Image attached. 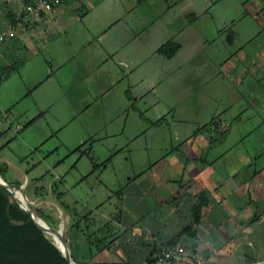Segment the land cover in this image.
<instances>
[{"label": "crops", "instance_id": "obj_1", "mask_svg": "<svg viewBox=\"0 0 264 264\" xmlns=\"http://www.w3.org/2000/svg\"><path fill=\"white\" fill-rule=\"evenodd\" d=\"M31 1L0 0V35L3 36L0 74L4 70L10 72L0 81V169L4 172L0 173L8 182L16 180L9 169H21L22 163L29 161L27 155L33 153L38 154L36 164L48 161L52 168L66 162L74 165L94 147L107 154L103 159L97 157V161L108 160V154L123 145L121 140L131 113L147 121L148 129L173 119L174 116L169 115L173 111L180 115L191 110L193 114H202L205 106L210 107L211 116L192 130L191 136L184 134L176 140L171 138L172 131H168L170 139L165 141V146L178 152L184 143V152L179 150L183 156L193 149L194 142L188 143L190 138L201 136L215 126L201 128L203 125L213 118L218 124L226 122L227 113L231 116L224 125L226 131L231 130L236 121H241L242 115L244 121L256 120L252 127L254 135L261 131L264 122V0H59L51 10L38 16L26 11ZM169 41L178 43L179 47L167 57L158 49ZM136 135L132 131L129 138ZM209 135L201 144L204 149L213 148L214 143L219 144L223 139L220 134ZM168 136H163V140ZM87 144L89 150L83 149ZM219 159L215 156L213 163ZM168 163L163 167L157 160L149 163L145 174L136 176L129 184L138 182L146 186L149 195L159 203L162 201L161 204L168 196L170 200H179L182 215L188 221L175 222L173 217L180 214L166 208L161 216L152 205L147 210L153 218L149 225L144 230V224L138 225L136 218L132 219L119 237L120 241L108 252L110 261H119L122 239V243L131 239L136 242L139 234L148 231L152 243L157 241L155 234L164 233L163 228L156 230L160 223L163 227L175 226L172 229L176 230L175 234L190 224L197 191L214 190L221 182L220 176L224 181L229 179L230 185H250L239 192L236 190L237 203L232 201L228 207L221 203L220 197L225 194L220 199L217 197L216 203L209 197L210 210L194 225L198 233L203 229L206 231L201 233L210 235L205 241L199 234L198 264H214L215 250L219 247L215 244L218 233H228L230 229L232 234H240L246 227L264 223V204L261 211L250 210L252 198L250 194L247 196V192H257L254 187L264 185V165L252 170L247 162L241 163L235 168L246 171L231 174L225 173V166L220 165L224 170L222 175L194 171L191 184L183 189V182L177 181L176 185L175 176L185 173L186 162L183 167ZM213 163L207 166L214 169ZM27 166L35 168V164L29 167L27 163ZM84 177L78 172L75 182ZM236 177L238 181L233 183ZM187 193L195 197L188 206ZM28 198L36 204L60 205L53 197V201L35 195ZM258 199L264 202L263 196ZM122 200L125 201L124 194ZM99 206L93 208L95 213ZM139 207L136 216L143 218L142 204ZM242 209L246 212L240 217ZM63 210L71 220L70 213ZM255 212L259 218L251 221ZM170 217L173 220L168 221ZM75 232L81 233L74 229L71 234ZM81 234L71 236L72 244L79 243V248H84L90 258L86 237ZM168 240L167 237L159 241ZM203 241L208 244L203 246ZM151 243L138 263L144 264ZM183 245V252L190 253L189 243ZM70 251L73 254L72 247ZM76 252L79 255V249Z\"/></svg>", "mask_w": 264, "mask_h": 264}, {"label": "rangeland", "instance_id": "obj_2", "mask_svg": "<svg viewBox=\"0 0 264 264\" xmlns=\"http://www.w3.org/2000/svg\"><path fill=\"white\" fill-rule=\"evenodd\" d=\"M176 112L177 113H174L173 111L169 114L174 116L173 119H170V116L167 115V119H170V121H166L165 123H158L157 126H154V128L151 125L148 129L147 121H141L139 116L131 113L127 121V124L129 126H127V130H125L122 140L121 138H118L119 141H123V145L119 146V148L114 149L111 153L108 154L106 166H102L101 162L97 161V157H106L107 154L98 152L97 147H94L93 151L91 150L92 152H88L89 154H83V156L79 160H77L76 164L70 165L68 162H66L65 164H62L55 168L49 166L48 161H46V163L36 164L38 154L33 153L27 155L29 161L22 163L21 169H9V173L12 174L11 176L16 177V180L11 182L23 181L22 183L27 184L31 183L34 177L44 175V178L39 181V184L43 185V187H45V189L49 191L50 195V186L57 183V188L59 189V191L63 192L61 201L70 205L71 207H75V210L79 215H82L85 212L92 210L93 208H96L100 205L99 211L96 212V221L98 224L104 223L109 219V215H114L120 210V221L117 222L114 218L111 224L112 226H108V228L106 229L107 232L112 233L109 236V239L114 235H119L117 241H120L119 237L124 233L123 230L127 226H130L129 223H131L132 219L135 220L136 218V224H144L145 226L143 228L144 230L146 229V226L149 225L148 223L151 221V219H153L151 216L152 214L150 215L147 212V210H149L152 205L155 206L154 210L156 209L157 214H161V216H164V208H166V211L175 210V213L177 212L178 214H180L179 217H173V219L176 220L175 222L179 221L181 223H186L188 219L186 218V216L184 217L182 215L183 210L181 209L182 207L178 205L179 200H170V197L168 196L167 201L163 202V206V204H161L162 201H160L161 203H159V201L154 200L149 195L146 186L138 182L135 184H129L130 180H133L136 176L139 177L138 175L142 173L145 174L149 163H152L155 160H157L159 166L162 167L165 162L166 164H169L168 162H171L174 167H183L185 166L186 162L185 173L175 176L176 185H178L179 183L177 181L183 182L181 186V188L183 189L186 187L188 181L191 184V179H194V171H205L206 173L211 174H217V172H219L220 175H222L224 170L220 168L225 166V173L231 174L235 171L245 172L246 169H238L235 167H237L241 163L246 162V165H248L247 167H252V170H254V167L260 168L262 167V165H264V136L261 137V133H264V122L261 123V131L254 135L255 132L252 130V127L254 124H256V120L244 121V117L242 115L240 118L242 119L241 121H236L231 130L225 131L223 130L224 125L226 123H229L228 121L230 120L229 118L231 116L227 113L225 115V119H227L226 122L222 121L220 122L221 124H218L217 122L212 129L204 131L201 136L190 138L191 131H194L199 124L206 122L211 116L210 107L205 106L203 108L202 114H193L192 110L186 115L184 114V112H181V115L178 111ZM187 115L188 118L186 117ZM250 129L251 131L249 132ZM132 131H134V133H137L135 138H129V135ZM168 131H172L173 137L171 138H177L176 140H179V138L181 137L183 138L187 134L190 135V139L188 138V143L194 142L193 149L189 150L188 154L184 153L185 156L181 155L179 152H184V143L182 142L183 145H180L179 147L180 151H171L169 147L165 146L167 140L170 139V137L168 136ZM222 131L224 132L222 133ZM207 134L213 137H216L218 136V134H220L222 135L220 139H223L219 144L214 143L215 145L213 146V148L204 149L201 144L204 141V137L207 138ZM163 136L168 137L166 138V140H163ZM108 141H110V139ZM151 141H153V144H151ZM88 143H90V140L88 141ZM118 145H120V143H118ZM85 147L87 148L83 149L89 150L88 144L85 145ZM94 150H97V152H94ZM201 151H204V153L199 154V152ZM56 156V154L52 155V157L54 158ZM186 156L188 158L187 161ZM215 156H219L220 159L217 162L213 163ZM27 163H29V167L35 164V168H27ZM212 163L213 166L216 165L214 169L207 166L209 164L212 165ZM95 164L97 166H95ZM220 165L221 167L219 168ZM167 171L168 170H166V172ZM78 172L84 174L85 177L78 182H75ZM58 174L61 175L56 178ZM144 174L142 176H144ZM19 176H22V178L19 179ZM213 181L216 180L213 178ZM220 181V184L216 185L217 188H215L214 190L209 188L204 189L214 203L217 202V197L219 198L222 194H225L220 198L222 200V205H225L226 207H228L232 201L237 203L235 200L236 194L238 195V192L241 190V188L247 189V187H249L250 185L248 183L242 184L240 186H236V184L230 185L228 183L229 179L227 181H224L221 176ZM237 181L238 178L236 177L233 180V183H236ZM170 183H172V181ZM254 188L257 190L256 193L247 192V196L250 194L252 198V201L249 202L248 209H257V211H261L260 207H262L264 202L260 201L258 198L260 196L264 197V185L256 186ZM199 191H197V193ZM182 193L184 192L181 191L180 196L183 195ZM228 193L231 194L228 195ZM26 194L29 197L33 196V188H26ZM123 194L125 196V201L122 200L120 203L119 199L121 196L123 198ZM188 194L189 193H187L186 195ZM190 194L189 197H187V206L193 200H195V197L190 196ZM52 195L53 194L46 197V199H51L52 197L56 198ZM186 195H184V197ZM247 196L246 200H248ZM136 198H140V200L138 201ZM57 202L59 203L58 200ZM140 204H142L143 207L141 211L145 213L143 218L136 216V211L140 208ZM133 205L135 206V208H132ZM43 206L44 211L48 214L53 215L56 219V228L61 229L63 238L65 239L68 247L70 249L72 247L73 257L77 261L90 262L88 256H86L87 254L85 255V249H80V245L77 242H74V244H72L73 241L71 239V236L72 238H74V235L79 236L81 233L75 232L73 233V235L71 234L74 229H69L71 221L68 218V214L64 212L63 208L57 203L51 204L49 202L43 204ZM221 209L223 210V208ZM244 212L246 211L242 209L240 217H243ZM224 214L226 215L227 213ZM59 215L62 216V218ZM262 215L263 214H261L260 216L261 219ZM58 218H60V220ZM171 219L172 218L170 217L168 221H170ZM239 220H241V218H239ZM159 222H162V219H160ZM227 226L226 230L228 229ZM173 227L175 226H172L171 224H169L167 227H163V225L160 223L159 226L156 227V230L163 228L164 233L162 232V234H155V238L157 239L156 242L159 243L160 239L165 240L167 239V237L170 239L172 236H174L176 230H172L175 229ZM94 228L96 227L93 226L92 229ZM201 231L206 230L202 229ZM231 231L232 230L229 229L228 233H218V239L217 241H215V244L219 245V247L217 248V250H215V254L213 257L214 264H264V223L253 224L250 228L246 227L244 229V232L240 234H232ZM200 235L204 237L205 241L210 238L209 234H205L203 232ZM149 237L152 238V235H150V232L145 231L137 236L136 242L135 240L131 239L128 241L126 240V242L122 243V239L119 247L121 251L118 256L119 261H127L131 264H141L138 263V260H142V258L148 252V250H146L147 245L151 243V240L148 239ZM123 238H125V236ZM182 243H189L190 245L192 243V240L186 235L184 236ZM207 244L208 243L203 241V246ZM77 249H79V255L76 252ZM210 249L211 248L208 247L207 250L210 251ZM205 252L207 253L206 250ZM216 255L219 258H217ZM182 256H185V254H183Z\"/></svg>", "mask_w": 264, "mask_h": 264}, {"label": "trees", "instance_id": "obj_3", "mask_svg": "<svg viewBox=\"0 0 264 264\" xmlns=\"http://www.w3.org/2000/svg\"><path fill=\"white\" fill-rule=\"evenodd\" d=\"M178 43L169 41L163 44L158 51L167 56H172L178 49ZM10 72L4 70L0 74V81L4 75ZM217 121L211 120L201 128L210 127L216 124ZM223 130L226 131L224 127ZM224 131H222L223 133ZM222 137V135H221ZM220 137V138H221ZM102 166L107 165V160L101 162ZM95 166H97L95 164ZM2 168L0 172L2 173ZM258 170H255L257 172ZM3 174V173H2ZM44 178L41 175L31 183L25 185L26 188L32 187L35 197L45 200L46 197L55 196L60 205L71 215V223L69 229L80 231L87 240L90 250V262L77 261L73 255L74 260L80 264H131L130 262L110 261L108 259V252L111 251L117 244L119 235H114L109 239L112 233L107 232L108 226H111L113 219L120 221L121 211L119 210L114 215H110L109 219L104 223H97L95 209L89 210L82 215H79L75 207L61 201L62 191L57 188L55 183L50 186V192L39 184ZM13 185H21L20 181L9 182ZM189 181L186 187H189ZM28 196V195H27ZM29 197V196H28ZM29 200H31L29 198ZM122 201V196L119 199ZM34 202V201H32ZM43 202L32 205L33 210L42 217L51 227L56 228V219L53 215L44 211ZM100 207V206H99ZM211 200L205 190H200L196 196L195 202L191 206L192 222L185 225L181 230L166 242L152 241V246L145 258L144 264H158L160 260L165 261V264H198V246L201 237L194 225L198 224L204 216V213L210 210ZM259 215L255 212L251 221H255ZM59 219V218H58ZM95 226L96 228L92 229ZM183 235H187L193 239V243L187 248L190 253H185L177 260L174 256L177 255V250L184 245L181 243ZM0 264H68L67 259L62 255L58 247L45 235L41 228L31 218L30 214L20 206L19 202L13 196L10 190L0 184Z\"/></svg>", "mask_w": 264, "mask_h": 264}, {"label": "water", "instance_id": "obj_4", "mask_svg": "<svg viewBox=\"0 0 264 264\" xmlns=\"http://www.w3.org/2000/svg\"><path fill=\"white\" fill-rule=\"evenodd\" d=\"M0 184L11 191L13 196L19 202L20 206L23 207L30 214L31 218L41 228L45 235L58 247L62 255L67 259L68 264H79L73 259L70 248L68 247L65 239L63 238L61 229L51 227L42 217L36 214V212L33 210L32 205L36 204L37 202H32L31 200H29L25 192L26 184L22 183L19 186L10 184L9 182H7V180L4 179L1 173ZM45 200L53 201L52 199ZM60 217L62 218V216Z\"/></svg>", "mask_w": 264, "mask_h": 264}, {"label": "built area", "instance_id": "obj_5", "mask_svg": "<svg viewBox=\"0 0 264 264\" xmlns=\"http://www.w3.org/2000/svg\"><path fill=\"white\" fill-rule=\"evenodd\" d=\"M59 0H32L30 3L26 5V11L31 15L38 16L45 10H51L53 5L58 3ZM3 39V36L0 35V40ZM185 254L181 248L177 250V255L174 257L177 260L181 259V256ZM183 257V256H182ZM158 264H165V261L160 260Z\"/></svg>", "mask_w": 264, "mask_h": 264}]
</instances>
